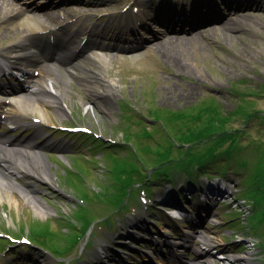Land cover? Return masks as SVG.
I'll list each match as a JSON object with an SVG mask.
<instances>
[{"label": "rangeland", "instance_id": "obj_1", "mask_svg": "<svg viewBox=\"0 0 264 264\" xmlns=\"http://www.w3.org/2000/svg\"><path fill=\"white\" fill-rule=\"evenodd\" d=\"M11 1H15L17 6H24V0ZM26 1L33 7L42 4V0ZM80 1L64 0L57 3L56 9L42 5L34 8V13L42 17L46 12L63 11L67 12L66 19L74 20V16H77L81 23L94 21L97 13L87 14V8H94V5L80 8ZM86 1L85 3H94L95 0ZM253 1H257L260 8L245 9L243 13L248 17L241 19L243 23L239 28L227 31L226 36L219 32L213 35L210 33L209 37H203L195 46L182 44L171 50L167 48L153 51L154 35L161 38L155 40H167L183 35L185 32H170L173 27L179 29L180 23L181 29H202L205 25L197 26L198 21L202 23L211 15L219 17L216 18L217 23L215 22L219 24L226 18L234 17L230 15L231 10ZM104 3L97 6L105 11L101 25L114 26L116 34L120 33L123 37L125 34L121 31H125V25L134 27L133 31L127 32L129 39L108 37L106 41L141 47V55L132 58L131 54L114 48L105 52L106 56L114 57L107 66L108 78L115 87L113 106L109 110L102 100L92 99L80 81H74L70 84L71 89L68 92L71 97L61 99L65 109L63 115L59 114L54 106L49 105L40 108V113L46 118L39 124L34 121V118L39 119V113L30 110L18 118L21 121L18 126L13 119L3 120L0 135L25 139L30 130L37 127L38 134L29 139L36 143L47 137L52 143L39 150L47 161L48 173L43 175L45 180L29 176L10 177L11 182L20 187L29 185L28 198L33 202L30 203L16 190L11 189L0 198V232H7L19 238L27 234L21 230L31 225L37 233L47 234L49 241L46 247H26L24 250L20 245L9 244L8 248L0 253V264H15L16 255L10 256L9 252L14 250H18L17 255L26 261L23 264H176L166 258L161 260V250L166 251L168 255L176 252L178 254L175 256H183L178 258L179 264H189V259L196 258L192 249L184 247L180 242L182 235L190 232L187 222L174 228L173 220L160 209L167 203L164 198L169 195L171 188L186 189V182L181 174V179L149 182L151 196L156 203L154 212H147L144 205L134 201L131 203V213H118L113 231L104 232L103 236H99L97 230L89 237L87 244L85 240L80 241L63 257L52 256L51 253L61 254L63 247L70 243L66 236H73L67 222L69 216H73L77 205L73 194L93 201L98 199L93 192L105 190L108 195L112 189H117L119 183L109 172L118 170L116 162L120 160L114 151L106 157L105 149L96 146L97 141L91 142L88 137H81L80 134L68 137L71 131L59 129L60 126L76 124L88 128L98 138L115 142H121L122 128H130L133 135L127 139L130 150L129 146L125 145L128 150L125 154L130 159L121 157V165L125 168L131 167L132 162H138L144 167L161 163L160 160L155 164L153 158L170 149V143L173 144L171 149H176L167 152L170 159L179 158L185 152L197 156L205 155L201 152L213 145V139H207L210 135L205 132L209 130L215 137L214 140L218 141L217 148L213 147L209 152L212 163L204 168L209 175L201 172L197 177H193V180L194 183H199L196 186L211 184L215 189L209 194L210 198L204 194L199 197L197 193L191 195L189 211L207 208L211 215L217 214L214 218L216 223L204 224L208 242L190 236L183 237L188 239L191 247L213 251L210 257L213 264H228L226 260L219 261L217 256L220 250L230 249L234 252L229 254L234 256H248L247 264H264V260H261V257L264 258V250H259L264 248V236L258 230L260 228L256 229L255 214L247 215L250 212V202H255L257 206L260 202V210L257 213L264 214V0H107ZM199 4L202 6L199 7ZM66 5L69 6L65 7ZM128 5L130 6L127 7ZM131 6L136 12L131 10ZM212 7L214 11L207 13ZM15 8L16 5H11L0 13V49L8 47L20 34L11 26L10 21ZM162 9L170 11L168 18L164 13H160ZM100 10L95 8L93 11ZM177 12L188 14V18H177ZM138 18L139 21L145 19L147 22L141 24ZM153 18H158L163 24L156 25L154 22L157 20ZM0 82L15 83L17 79L8 73L3 76L0 73ZM47 88L56 93V88L51 86L50 81ZM119 105L132 113L131 117L125 118L126 113L120 112ZM199 105L201 107H198ZM181 114L186 117H181ZM135 118H144L148 125L140 122L135 124ZM207 118L209 120H206ZM197 132L201 133V139L194 145H189L188 140L182 138V133ZM56 143L63 144V148L58 150L54 147ZM122 146L120 145L121 149ZM119 154H124V150ZM218 162L223 173L216 169L215 163ZM255 170H258V173L253 177ZM215 174H218L217 178ZM245 182L249 187L247 185L243 194L249 195L248 197L242 195ZM183 193L186 194L187 191ZM203 198L207 200L204 201ZM82 205L92 206L85 203ZM228 208L231 209L227 211ZM99 212L103 213L101 210ZM80 213H84L81 207L74 215L77 217ZM199 213L203 214L201 211ZM95 214L97 215L98 211ZM195 220L197 219L194 218ZM155 221L158 224H155ZM135 222H138V226L131 227ZM167 223H171V226ZM227 228L231 231H226ZM249 231L259 237V248H251L249 244L237 240L238 234L250 233ZM161 232L165 233L167 245L163 244ZM230 238L236 241L231 242ZM6 244L8 243L5 240L0 241L1 251ZM114 249L117 253H113ZM20 258L18 259L21 261Z\"/></svg>", "mask_w": 264, "mask_h": 264}, {"label": "bare ground", "instance_id": "obj_2", "mask_svg": "<svg viewBox=\"0 0 264 264\" xmlns=\"http://www.w3.org/2000/svg\"><path fill=\"white\" fill-rule=\"evenodd\" d=\"M47 2L51 1L47 0ZM85 2L86 0L79 2L80 8L95 5V3L85 4ZM15 3L11 0H0V13ZM24 6L15 8V13L10 20L15 30L23 29L22 35H19L18 40L6 49H0L4 66L8 68L3 69L2 66L0 70L16 71L24 79L10 88L0 84V114L5 113V118H17L30 110L37 111L39 117L44 119L46 116L40 113V108L51 105L63 115L65 109L61 99L71 97L68 92L71 89L70 84L74 81H80L90 97L94 100H102L109 110L113 106L115 93V87L107 75V66L114 58H108L105 54L109 47L103 41L96 44L95 40H92L95 33L88 28L89 25L81 26L76 22L63 23L59 20L60 15L54 11V14L50 12L44 14L43 18H38L32 13L33 9H30L29 5ZM248 8L259 9L260 7L257 1H253L231 10L230 15L234 17L229 19L224 17L226 20H222L219 24H216L217 19L213 17L208 22L205 20L197 23V26L205 25L202 29L195 30L194 27H188L185 30L183 28L181 31L185 34L170 37L167 40H155L158 38L156 36L155 42H152L153 51L167 50V48L171 50L182 44L195 46V43L198 44L203 37H209L210 33L213 35L219 32L222 36H226L227 31L239 28L243 23L241 19L248 17L243 13ZM87 9L92 12L95 8ZM66 16L65 12L64 17ZM96 22L94 24L98 25L101 19ZM212 22L216 23L212 24ZM176 31L175 28L170 30V32ZM84 36L86 40L82 41ZM127 49L133 58L141 55L131 45ZM36 70L37 76L33 75ZM48 81L53 88H56V93L48 90ZM37 134V129L31 132L33 136ZM48 142L49 140L44 138L38 148H45ZM56 146L62 149V144L58 143ZM47 173V161L32 142L9 137L0 138V198H3V194L11 189L16 190L30 203L33 202L28 198L29 185H25V188L20 187L11 182L10 177L29 176L45 180L43 175ZM200 239L208 241V236L203 234ZM205 260V264H213L209 259ZM230 260L246 264L248 257L231 256ZM190 264L199 263L191 262Z\"/></svg>", "mask_w": 264, "mask_h": 264}, {"label": "trees", "instance_id": "obj_3", "mask_svg": "<svg viewBox=\"0 0 264 264\" xmlns=\"http://www.w3.org/2000/svg\"><path fill=\"white\" fill-rule=\"evenodd\" d=\"M263 85H264V83H263ZM198 107H201L200 105L198 106ZM207 108V107H206ZM208 109H209V106H208ZM183 113V112H182ZM182 116L181 117H183V116H185L186 117V115H183V114H181ZM182 119H184V118H182ZM181 119V120H182ZM206 120H209V118H207ZM211 123H212V121H211ZM211 125V124H210ZM212 127V126H211ZM204 130V129H203ZM205 132H206V134H208V135H210V137H211V139H214L215 137L212 135V133H210L209 132V130H205ZM195 134H198L196 137H194V135ZM201 135V133H199V132H197V133H194V134H190V133H182V138H184L185 137V139H187L188 140V142H189V145H194L195 144V142H198L201 138L199 137ZM213 141V140H212ZM216 144H218V141L217 140H215V143L212 145V147L210 148V149H208V150H206V152H205V154H206V156H207V154H208V156H210V151L212 150V148L214 147V148H217V145ZM159 145V144H158ZM173 146V144L172 143H170L169 144V148L170 149H166V150H164V151H162L161 152V155H159V156H157V157H155V158H153L154 159V162H155V164L157 163V161H162V162H164V161H166V160H168L169 159V157H168V151L169 152H171V151H173V150H175V149H171V147ZM170 154H172V153H170ZM183 154H185L186 156H187V158H186V160L190 163L191 162V160H194V159H196V158H198L200 155H194V154H192L191 152L190 153H187V152H185V153H183ZM199 158H202V155L199 157ZM161 162V163H162ZM205 162V161H204ZM161 163H159V164H161ZM116 164L118 165V170L116 171L117 173H119L120 171H123L124 173H126V174H128V179H129V177H130V169L131 170H134V168H133V162H132V165H131V167H129V168H125V167H122V165H121V160L120 161H117L116 162ZM159 164H157V165H159ZM157 165H153V166H157ZM257 168V167H256ZM257 173H258V170H255V172H254V174H253V177L254 176H256L257 175ZM156 174H159V172H157ZM252 177V179H254ZM118 178V177H117ZM119 179V178H118ZM118 191H121V190H118Z\"/></svg>", "mask_w": 264, "mask_h": 264}]
</instances>
